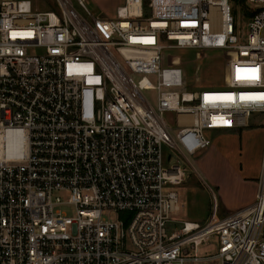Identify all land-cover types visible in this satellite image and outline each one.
I'll return each mask as SVG.
<instances>
[{
	"label": "built area",
	"instance_id": "1",
	"mask_svg": "<svg viewBox=\"0 0 264 264\" xmlns=\"http://www.w3.org/2000/svg\"><path fill=\"white\" fill-rule=\"evenodd\" d=\"M246 1L244 37L230 0H124L114 18L0 0V264H264V152L254 202L224 217L214 198L176 228L165 191L185 173L165 147L191 162L206 131L264 127V0ZM168 46L229 52L225 86L181 90Z\"/></svg>",
	"mask_w": 264,
	"mask_h": 264
},
{
	"label": "rangeland",
	"instance_id": "2",
	"mask_svg": "<svg viewBox=\"0 0 264 264\" xmlns=\"http://www.w3.org/2000/svg\"><path fill=\"white\" fill-rule=\"evenodd\" d=\"M36 10L53 9V0H31ZM86 6L95 13H106L110 7L109 0H83ZM108 3L106 6L104 3ZM80 12L85 10L77 0H72ZM101 2V3H100ZM124 2V0H123ZM234 9V16L238 24V35L244 36L247 31L249 17L252 15L246 0H230ZM230 61L229 52L218 48L200 50L189 47L168 46L164 50L163 65L165 67H180L184 72L185 85L181 88L187 90L223 88L225 75ZM231 77V76H230ZM231 79V78H230ZM155 101L156 94L152 91L145 92ZM166 118L173 127L176 125V115L166 113ZM262 121L263 118H258ZM254 121L249 119L248 122ZM222 133V134H221ZM199 151L190 161H178L173 149L165 147V157L169 154L173 157L167 161V165L179 162L184 175L181 183L166 185L165 191L178 192L180 209L174 216L175 227L179 228L184 221L206 222L214 210V195L211 190L217 191L219 210L218 217L225 216L224 196L221 193L223 183L227 184V197L237 200L247 194L241 179L249 173V170L260 165L261 154L264 152V127L251 126L231 129L226 132H217L211 135V145L204 154ZM241 169L242 173L238 170ZM212 180L216 181L214 184ZM217 185V186H216ZM211 187V188H210ZM57 209L74 215L75 209L68 205H61ZM115 216V214H114ZM203 255L214 256L218 251L217 237H213L200 247ZM198 264H219L215 259H209Z\"/></svg>",
	"mask_w": 264,
	"mask_h": 264
},
{
	"label": "crops",
	"instance_id": "3",
	"mask_svg": "<svg viewBox=\"0 0 264 264\" xmlns=\"http://www.w3.org/2000/svg\"><path fill=\"white\" fill-rule=\"evenodd\" d=\"M110 2V7L105 9L106 13H98L99 15L103 16V17H107V18H114L117 16V10L119 8V6H121L123 4V0H109L108 3ZM101 3V2H100ZM108 3H104V5L106 6ZM261 116H253L251 119H253L254 121L250 122L248 126L246 127H251V126H261L260 124H257L259 121L258 118H260ZM263 121V120H262ZM244 128V127H240ZM238 129V128H235ZM217 132H226V131H206V135L207 137H209L211 139V135H214ZM222 134V133H221ZM208 149V148H207ZM206 149V151H207ZM206 151H204V154H206ZM261 165H262V154H261V160H260V165L256 168H254L253 170H249V173H247V175H244L243 178L241 179V183L244 186L245 190L247 191V194L237 200H231L230 198L227 197V193H226V189H227V184L223 183V187L221 189V193L224 196V205H226L225 207V216L230 214L231 212H234L236 210H239L241 208H244L248 205H250L252 202H254L255 198H256V193L258 190V178L261 174ZM240 173H242V170L239 169L238 170ZM212 182L214 184H217L216 181L212 180ZM217 186V185H216ZM211 188V187H210ZM214 198L216 199V205H217V212L219 210V201H218V195H217V191H215L214 189H212ZM215 207V206H214ZM194 221V220H191ZM198 222V221H197Z\"/></svg>",
	"mask_w": 264,
	"mask_h": 264
}]
</instances>
